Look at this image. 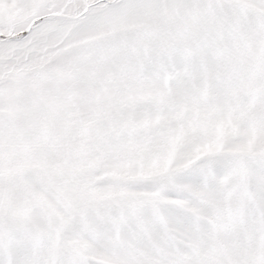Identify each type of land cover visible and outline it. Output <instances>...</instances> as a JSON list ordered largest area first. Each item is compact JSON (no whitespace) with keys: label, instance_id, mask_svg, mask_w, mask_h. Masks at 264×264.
<instances>
[{"label":"snow or ice","instance_id":"6c2138e0","mask_svg":"<svg viewBox=\"0 0 264 264\" xmlns=\"http://www.w3.org/2000/svg\"><path fill=\"white\" fill-rule=\"evenodd\" d=\"M0 264H264V0H0Z\"/></svg>","mask_w":264,"mask_h":264}]
</instances>
